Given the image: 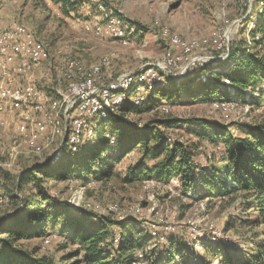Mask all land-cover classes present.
Masks as SVG:
<instances>
[{
  "label": "rangeland",
  "instance_id": "rangeland-1",
  "mask_svg": "<svg viewBox=\"0 0 264 264\" xmlns=\"http://www.w3.org/2000/svg\"><path fill=\"white\" fill-rule=\"evenodd\" d=\"M70 1L75 6L64 12L56 0H0V24L6 27L18 22L31 29L33 35L47 46L50 63L53 61L52 67L43 62L33 67L32 71H26L21 79L22 84L27 79L28 83L38 85L45 95H55V89H62L64 82L53 67H57L65 58L81 64L84 70L90 65H99L101 72L97 84L101 86L120 75L131 76L181 55L178 47L172 43L170 45L169 38L176 35L181 41L189 43L193 40L199 45L188 52L175 71L155 82L152 89L139 90L142 95H137V105L149 96L148 93L159 86L168 85L169 81L173 82L175 89L185 87L179 96L175 94L170 99L160 98L151 110H146V106L142 112L128 114V120L138 127L150 120L174 119L182 123L191 121L193 124L195 120L203 119L230 126L234 136L243 135L235 128L236 125L264 123V96L259 90L262 84L247 89L245 98L227 100L222 97L219 101H230L232 104L227 111L214 109L210 101L202 100L201 95L195 93L200 89L195 86L199 82L188 84L197 75L202 77V74L210 75L217 82L216 74H224L230 67L227 58L231 47L237 48L239 54L244 47L250 52L254 51L249 31L258 15H264V0ZM99 3L108 13L119 16L126 26V43L94 33V25L104 22ZM57 51L59 54H56ZM201 80L204 81L203 78ZM219 80L228 83L224 76ZM190 90H193V95L189 93ZM136 92L133 88L131 94L126 92L128 99L124 106L127 101L136 102L133 100ZM229 95L233 97L232 92ZM254 98L257 99L256 104H252ZM162 106L167 107L166 112L161 109ZM22 108L14 101H6V111L0 118V187L4 196L0 204V221L21 210V200L32 196L38 189L33 182H26L21 189H16V176L27 167L43 162L54 150V146H51L37 154L28 148L15 149L14 125ZM189 127L180 125L161 130L171 142H180L194 153L192 160L199 165L196 172L198 179L203 171H207L215 174L218 181H225L224 174L228 171L225 168L228 164L225 145L200 140L190 133ZM65 153L66 150L59 161L46 167V171L61 170L62 165L58 162L71 156ZM139 157L138 148L131 150L114 165L115 173L106 180L97 181L91 176L85 180L76 172L65 179L49 178L42 183V187L57 199V203L71 205V216L82 217L81 209L85 213L117 221L129 220L139 231L148 233L151 230L145 247L135 251L136 264H161L160 257L171 242L186 245L190 264H220L224 253L237 261L252 251L256 239L264 238V225L259 226L255 222L257 212L247 209L237 193L225 196L220 193V196L214 197L208 195L199 183L196 184L198 192L186 193L177 179L166 184L152 177L123 182L126 168L135 164ZM152 163L149 161L148 165ZM230 225L232 228L226 230ZM152 231L156 234H151ZM46 233L21 241L22 248L37 249L38 255L47 257L52 264H72L73 260L64 259V256L77 245H73L70 237L62 232L61 220L56 227H49ZM206 246L209 248L205 249ZM214 247L219 249L214 250Z\"/></svg>",
  "mask_w": 264,
  "mask_h": 264
},
{
  "label": "trees",
  "instance_id": "trees-1",
  "mask_svg": "<svg viewBox=\"0 0 264 264\" xmlns=\"http://www.w3.org/2000/svg\"><path fill=\"white\" fill-rule=\"evenodd\" d=\"M61 9L67 12L75 3L70 0H56ZM264 12V10H263ZM264 15L260 14L250 27L251 41L254 51L245 47L239 54L237 48L231 47L227 62L230 67L226 73L216 74L217 82L206 74L197 75L192 82H199L197 94L204 101H219L222 97L228 99L245 98V91L262 84L260 93L264 96ZM240 55V56H238ZM212 74V73H209ZM199 76V77H198ZM221 76L227 78L228 83L219 80ZM214 82V83H212ZM194 86V87H195ZM185 86L175 89L173 82L159 86L148 93L140 105L128 102L117 113L110 112L105 121L94 127V136L82 145L79 152L66 150L62 169L51 173L46 167H27L16 176V189H21L26 182H33L37 191L32 196L24 197L21 210H18L0 221V264H52L45 256L38 255L37 249H23L20 242L46 235L48 228L57 226L61 220L62 232L70 238V242L77 247L64 256L73 260L72 264H136L137 249H143L150 231H139L129 220L117 221L112 218L85 213L79 209L82 217L69 214L71 205L57 203V199L48 194L42 183L49 179H65L79 172L84 179L88 176L101 181L111 177L114 165L119 163L124 155L138 148L140 157L135 164L129 165L123 175L125 183L152 177L162 184L171 179L180 181L184 192L197 191L196 184H200L207 194L218 197L229 194H239L243 205L247 209L257 212V225H264V123L236 125V129L243 133L234 136L230 126L215 121L198 119L184 123L174 119L160 121L150 120L142 126H135L127 115L151 110L160 98H172L178 95ZM193 88V87H190ZM232 92L230 98L229 93ZM191 95L194 94L190 90ZM256 104L257 99H252ZM190 124V125H189ZM108 125V126H107ZM190 126L195 137L210 143H222L226 148L228 170L225 181H218L216 175L203 171L198 179L196 174L199 165L194 163V153L182 143L170 141L161 130L178 126ZM107 127V128H106ZM64 154V155H65ZM63 155V157H64ZM63 161V162H62ZM153 161L152 165H148ZM57 164V163H56ZM41 175H37V174ZM71 179V178H70ZM85 179V180H86ZM88 182V181H86ZM85 182V184H86ZM178 185V183H177ZM213 188L214 191H212ZM198 192V191H197ZM89 212V211H87ZM94 223H91L93 222ZM226 227V230L231 229ZM167 233V232H166ZM156 234V232H155ZM252 251L234 260L224 253L220 264H264V238L256 239ZM205 246V245H204ZM209 247L206 246L205 249ZM218 250L219 247H214ZM141 254V253H140ZM161 264H190L187 258L185 244L170 243L161 257Z\"/></svg>",
  "mask_w": 264,
  "mask_h": 264
},
{
  "label": "bare ground",
  "instance_id": "bare-ground-1",
  "mask_svg": "<svg viewBox=\"0 0 264 264\" xmlns=\"http://www.w3.org/2000/svg\"><path fill=\"white\" fill-rule=\"evenodd\" d=\"M98 8L104 17L102 19L104 22L94 25V33L101 36L107 35L126 43L128 32L126 26L118 18L119 16L108 13L100 3ZM17 23L8 24L6 27L0 24V118L6 111V101L7 103L14 101L16 105L22 106L14 125L15 149L28 148L30 152L34 151L38 154L45 148L54 146L55 161H59L65 150L79 152L81 146L93 138L94 127L97 123L106 118L110 112L117 113L124 106V102L128 99L126 94L128 92L131 94L132 88L137 91L135 94L132 93L133 100L136 101L138 92L152 89L155 82L165 77L166 74L172 73V70L166 67L175 68L186 58L191 49H196L199 45L197 41L191 40L192 42L188 43L174 35L169 38L170 45L172 43L174 47H178L181 55L168 59L166 63L152 65L149 69H143L131 76L120 75L114 81L101 86L97 84L101 72L99 65H90L84 70L81 64L63 58L57 67H53L57 70V74L61 75L64 82L63 88L55 89V95L49 93L45 95L38 85L28 83L27 79H24L26 83L22 84L21 79L24 78L23 74L26 71H30L40 63L44 62L52 67L50 52L47 46L33 35L31 29ZM166 35L169 37V34ZM56 54H59L58 51ZM149 74H155L157 77L155 81L146 79ZM140 75L141 77H135ZM124 78V85L112 88L118 86ZM83 89L105 90V92L83 94V97H76L69 105L70 91ZM85 102L103 106L95 107L91 111H81ZM211 106H214L216 110L227 111L232 104L230 101H213ZM166 108L161 107L164 112L167 111ZM77 114L78 122L74 123ZM59 135H61L60 138ZM58 142L59 146L55 151ZM173 180L176 179H171ZM3 199L0 187V204ZM151 234L155 235V231Z\"/></svg>",
  "mask_w": 264,
  "mask_h": 264
},
{
  "label": "built area",
  "instance_id": "built-area-1",
  "mask_svg": "<svg viewBox=\"0 0 264 264\" xmlns=\"http://www.w3.org/2000/svg\"><path fill=\"white\" fill-rule=\"evenodd\" d=\"M219 48H221L220 45H219ZM166 69L173 70V71L176 70L174 67H166ZM135 77H141V75L140 76H135ZM156 78L157 77H155V74H149V77L146 78V79L149 80V81H155ZM124 80H125V78L124 79H121V83L118 86H115V87H112V88H116V87H119L121 85H124ZM106 90H108V89H106ZM91 92H100L102 94V93L105 92V90L89 91V89H83V90H73V91H70V93H69V105L73 101V99H75L76 97H83V94H88V93H91ZM138 94L139 95H142V92H138ZM100 106H103V105H98V104H95V103H87V102H85V105H84V107L82 108L81 111H91L93 108L100 107ZM163 107H166V106H163ZM75 122H78V114H77V117L75 118L74 123ZM57 146H59V142L56 145L55 151L57 150Z\"/></svg>",
  "mask_w": 264,
  "mask_h": 264
},
{
  "label": "water",
  "instance_id": "water-1",
  "mask_svg": "<svg viewBox=\"0 0 264 264\" xmlns=\"http://www.w3.org/2000/svg\"><path fill=\"white\" fill-rule=\"evenodd\" d=\"M54 154H50L43 162L34 165L33 167H50L55 164Z\"/></svg>",
  "mask_w": 264,
  "mask_h": 264
},
{
  "label": "crops",
  "instance_id": "crops-1",
  "mask_svg": "<svg viewBox=\"0 0 264 264\" xmlns=\"http://www.w3.org/2000/svg\"><path fill=\"white\" fill-rule=\"evenodd\" d=\"M32 71V70H31ZM44 76V75H43ZM9 106H10V104H9Z\"/></svg>",
  "mask_w": 264,
  "mask_h": 264
}]
</instances>
